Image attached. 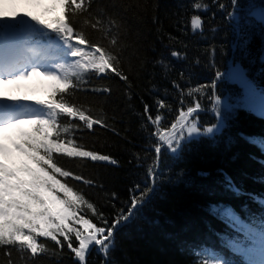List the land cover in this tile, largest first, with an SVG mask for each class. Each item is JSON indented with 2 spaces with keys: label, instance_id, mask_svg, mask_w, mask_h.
<instances>
[{
  "label": "trees",
  "instance_id": "1",
  "mask_svg": "<svg viewBox=\"0 0 264 264\" xmlns=\"http://www.w3.org/2000/svg\"><path fill=\"white\" fill-rule=\"evenodd\" d=\"M202 2L208 3L210 9L199 13L204 21L203 29L193 32L190 26L193 0H92L89 19L99 15L107 26L110 17L119 26L121 67L128 81L112 75L96 79L93 73H88L92 85L109 87L111 92L76 91L66 98L105 121L107 127L95 125L92 131L85 129L80 133L81 142L90 150L110 155L117 163L64 156L56 159L64 167L94 181L93 185L74 180L70 183L82 191L109 222L117 210L129 206L130 189L137 184L143 188L145 181L151 183L147 170L155 157L151 146L156 141L150 137L151 126H143L146 124L144 103L151 105L154 116L156 100H166L170 108L162 111L163 126L167 127L181 107L180 92L172 86L173 81L187 91L210 85L217 70L227 71L236 40L233 24L225 10L219 9L213 0ZM218 2L231 10V0ZM261 5L264 0H239V11L246 13L250 7ZM75 26L82 28L92 40L102 35L83 25V18L79 16L75 18ZM245 32L247 53L241 55L237 39L233 64L240 62L249 80L264 88V60L260 59L264 54V26L249 18ZM173 50L179 51L182 58L172 57ZM234 84L229 80L218 83L216 94L222 101L226 97L232 105H239L242 92ZM211 94L210 87H202L199 93H194L201 110L212 108L208 99ZM184 99L185 107L193 102L192 97ZM198 117L201 126L216 123L213 112L200 113ZM248 136L264 137V119L245 107H234L227 126L215 137H203L184 145L178 156L162 152L156 190L143 207L117 229L109 264H198L194 250L198 246L219 248V235L231 231L211 214L213 205L231 206L241 217L264 212V208L247 195H264V152L249 143L245 139ZM225 177H230L241 188V195L227 189ZM42 242L50 249L56 247L54 242ZM12 258L16 264H25L15 249ZM103 259V254L93 249L88 264H102ZM7 260L0 248V264H7ZM233 260L242 264L238 255H234ZM34 264L77 262L65 247L56 255L41 254Z\"/></svg>",
  "mask_w": 264,
  "mask_h": 264
},
{
  "label": "snow or ice",
  "instance_id": "2",
  "mask_svg": "<svg viewBox=\"0 0 264 264\" xmlns=\"http://www.w3.org/2000/svg\"><path fill=\"white\" fill-rule=\"evenodd\" d=\"M33 3L35 7L43 8V12L38 15L25 13L30 20L9 16L0 7V248L8 257L7 264H16L12 258L13 249L21 254L25 264H34L41 254L51 252L56 255L65 247L77 264H88L93 249L103 254L102 264H109L117 229L127 223L156 190L162 151L178 156L184 145L203 137H215L227 126L234 107H246L264 116V88L249 80L247 70L240 62H234L227 74L217 70L210 85L185 91L173 81L172 86L180 92L181 107L167 127L163 126L165 115L162 111L170 108L166 100H156L154 116L151 105L144 103L146 124L143 126H151L150 137L156 141L151 146L155 157L147 170L151 183L145 181L143 188L137 184L130 189L129 206L117 210L109 222L104 213L70 183L74 180L93 185L94 181L64 167L56 157L117 163L110 155L90 150L81 142L80 133L85 129L92 131L95 125L107 127L105 121L66 97L76 91L111 92L109 87L92 85L88 73H93L96 79L112 75L128 81L121 67L119 26L110 17L107 26L99 15L89 19L92 0H48L47 4L45 0H33ZM213 3L225 10L232 22L238 37L237 47L243 56L248 45L245 27L249 18L264 23V5L250 7L246 13H241L239 0H231V10L218 0ZM192 8L194 14L190 26L196 32L202 30L204 24L199 13L209 11L210 5L193 0ZM52 12H58V15L49 17L47 14ZM78 16L83 18V25L102 35L90 39L82 28L75 26ZM33 21L35 25L31 23ZM170 54L182 58L179 51L173 50ZM260 59L264 60V54ZM225 75L245 86L250 102L222 107L216 84ZM34 79L46 84V98L19 94V87H8ZM202 87L212 89L208 99L216 118V123L206 126L199 124L197 114L201 103L194 95ZM185 96L192 97L190 106H184ZM245 139L264 152V137L248 136ZM225 179L229 191L237 196L242 194L241 188L230 177ZM247 195L264 208V195ZM210 212L231 231L218 234L219 248L198 246L194 250L198 264H236L225 254V249L240 256L242 264H264V212L241 217L231 206L224 204L213 205ZM42 241L54 242L56 247L50 249Z\"/></svg>",
  "mask_w": 264,
  "mask_h": 264
},
{
  "label": "rangeland",
  "instance_id": "3",
  "mask_svg": "<svg viewBox=\"0 0 264 264\" xmlns=\"http://www.w3.org/2000/svg\"><path fill=\"white\" fill-rule=\"evenodd\" d=\"M7 15L12 16V15H17V18H21V16L24 15V13H27L28 11L30 13L32 12H37V13H42L43 12V8H37L34 6L33 0H23L21 2V0H7ZM46 4L48 3V0H45ZM26 3L27 7H23L24 4ZM55 12H52L51 15H54ZM264 24V23H263ZM231 81L234 82L237 86H239L243 92H244V96L242 94V103H247L250 102L247 100L246 98V92H245V86L237 81L231 78ZM27 84H32V85H37L36 88L34 89V93L32 94L33 97L41 99L44 98L45 96L48 95V88L46 86V84H43L41 82H39L38 80L34 79L32 81H26ZM25 82H23L21 85L17 86L19 87V93L23 90ZM10 89H15V86H8ZM13 94H17L15 91H13ZM251 102H258V101H251ZM227 106L226 102L225 104H222V107ZM257 114H259L258 112H256Z\"/></svg>",
  "mask_w": 264,
  "mask_h": 264
},
{
  "label": "water",
  "instance_id": "4",
  "mask_svg": "<svg viewBox=\"0 0 264 264\" xmlns=\"http://www.w3.org/2000/svg\"><path fill=\"white\" fill-rule=\"evenodd\" d=\"M233 51H235V46H234V49H233ZM231 62V61H230Z\"/></svg>",
  "mask_w": 264,
  "mask_h": 264
}]
</instances>
